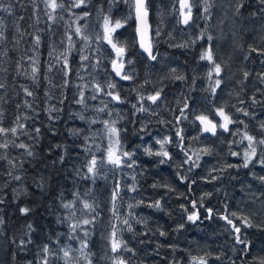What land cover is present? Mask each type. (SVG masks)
Masks as SVG:
<instances>
[{
  "label": "trees",
  "instance_id": "obj_1",
  "mask_svg": "<svg viewBox=\"0 0 264 264\" xmlns=\"http://www.w3.org/2000/svg\"><path fill=\"white\" fill-rule=\"evenodd\" d=\"M0 2L5 6L12 5L11 14L0 11L6 37L0 41V83L4 84V87L0 88V112L3 113L0 126L5 128L17 126L18 116L19 123L25 125L17 136L11 133L0 136V144L5 142L9 144L6 149L0 148V157H7L0 159V200L4 201L0 204V209H3L0 215H3L5 220V224L0 226V264H41L42 248L45 244L52 253L49 256V264H64L61 259L63 255L61 249L77 248L75 239L71 238L73 235L80 236L83 240L87 239L89 244L87 251L92 254V264H111V254L112 257L115 254L110 252L106 237L111 231V224L116 223L119 227H124L119 225L111 214V193L117 182L120 183L122 196V200L117 201L120 215L127 216L129 211L134 214V217L129 219L135 234L126 230L121 233V238L133 251L117 253V256H123L128 264H190L191 256H204L206 253H211L210 257H206L208 264L210 262L259 264L260 259L264 258V227H242L244 238L249 242L248 249L244 250L243 245L235 243L230 226L220 218L232 212H236L238 216H246L232 208L231 194L227 193L226 186L230 178H232L231 186L235 187L240 179L249 177L250 168L247 171H234L231 168L226 171L225 177L213 180L212 175L203 176L200 165L194 167L192 161L185 163V152L181 150V144L176 146L177 153L172 150V158L163 164L159 159L144 153V141L146 142L148 138L149 130H169L176 134L178 129H182L185 136L187 120L193 116L206 114L194 99L197 96L209 97V94L198 92L197 83L194 80L190 82V74H180L171 61L158 60V58L149 61L142 55L138 49L133 21L116 32V38L128 46L127 59L132 60L133 63L128 65L126 70L132 71L133 79L118 80L110 69L108 71L124 101L115 105H119L118 111L122 116L120 123L122 145L127 151H135L136 166L133 168V176L136 180L134 182L128 176H115L111 172L103 173L101 168L100 175L93 183L92 180L82 178L87 173L86 163L93 154L98 161L101 160L105 147L102 139L98 140V144H94L91 138L94 131L99 133L96 126L94 124L89 126L79 116L84 115L87 119H92L99 114L95 109L102 106L101 101L109 105L111 99L104 93L97 94L98 99L91 101V108H81L80 112L74 110L77 100L74 84L78 81L74 77L77 66L80 65L77 59L83 44L79 45L72 29L67 28L70 31L68 34L72 35L76 43L69 52L72 72L67 77L68 85L62 87L65 77L58 71L61 65L53 68L51 72L48 71V66L49 63H53L49 56L52 52L53 36L64 30L62 26L66 19H62V24L49 21L42 0H0ZM110 2L111 0H91L90 6L105 10ZM233 2L235 8L239 0ZM242 2L244 7L241 8L240 14L237 15L235 12L232 18L240 17L247 20L243 21V25L251 29L245 33H250L252 41L264 45V13L260 11L262 6L258 0H242ZM174 4L176 8L177 3ZM115 5L116 13H120L125 7L123 2H117ZM170 7L169 0H150L149 3V21L153 33L159 26L161 39L168 44L176 41L174 29L171 30L164 23L158 24L157 15L166 14ZM20 17L23 19H19ZM17 26L23 36L16 31ZM169 33L171 36L168 35ZM36 35L41 37L38 50H34L33 44ZM17 40H19L18 44ZM153 41L157 42V38L153 37ZM229 42L226 40V46L219 55L223 56L225 63L240 66V59L236 60L238 57L236 48L230 46ZM157 50L154 48L155 55L158 53ZM168 52L176 53L182 60L186 59L180 52ZM109 54H111L109 58L115 56L113 52ZM28 57L38 60L39 72L35 81L30 75L33 65ZM221 62L225 64L223 60ZM263 62L264 55H259L257 52L253 64L257 67L258 73L261 71L259 65ZM172 69L176 71L172 72ZM240 71L237 68L234 71L228 70V74L231 75L228 86L231 91L239 90L240 93L242 92V98L248 99L246 109L251 119L255 113L252 107L259 109L263 106L264 109V89L259 95L261 87L253 86L249 79L244 80L240 77ZM162 75L167 78L164 83L159 82ZM177 75L183 76L184 79H174ZM149 83L159 85L162 89L161 98H164L162 108L154 117L137 112L132 107L134 104L139 107L138 92L143 94L146 90L153 91ZM22 86L32 91L33 95L27 96ZM241 86L243 90H240ZM253 87L258 88L256 94L251 93ZM178 96L190 100L189 105L192 106L193 112L187 119L181 118L180 122L177 121V117L184 103L173 101V98ZM253 97L257 103H253ZM187 111L189 109H185L186 116ZM104 115L101 114L100 117ZM35 128L40 129L39 135L34 131ZM77 130H83V133L79 136L73 135ZM252 131L257 139L264 137V133L259 131L258 127L254 126ZM85 136H89L87 144H85ZM225 140L221 133L215 138H204L200 145L192 146L183 141L182 147L188 150V155L190 148L197 151L200 146H206L220 153L223 146L225 147ZM13 142L15 145L23 143L27 149L16 147ZM97 146L100 151H97ZM86 148H91V152H86ZM28 150L33 152V156L27 155ZM257 151V159L264 157V146H258ZM9 160L13 163L9 164ZM254 163L256 161L251 167ZM77 171L80 175H77ZM180 173L187 174L185 181L178 178ZM17 175L21 176L20 180L13 179ZM38 183L43 187H38ZM133 184L137 188L135 192L128 190ZM153 185L157 186L153 187ZM16 186L22 187V194L15 193ZM86 192L89 194L85 195ZM73 193H79L81 196V202L77 203V219L90 218L79 210L82 209L83 200L96 205V211L99 213L95 224L82 226L76 234L70 233L69 221L64 219L67 212L61 206L62 201L68 202L74 199ZM138 201L143 203L131 210L128 208V204H136ZM155 201H160L159 209L148 206ZM193 201L196 202L200 215V220L195 223L187 220L188 214L195 211L192 208ZM22 207H28L31 211L26 216L21 215L19 209ZM209 208L213 210L211 219L206 218ZM230 218L237 224L240 223L236 217ZM137 219L141 222L136 223ZM28 224L34 229L30 232L32 243L21 248L19 240L28 239L25 236V233L29 232L26 227ZM181 224L184 225L182 229L179 228ZM85 230L89 232L87 237L84 236ZM161 232L165 235H160ZM64 237L69 238L72 246L64 241ZM52 238H57L59 244L52 241ZM13 239L15 243L12 242ZM217 256L220 258L216 259ZM74 257L76 262L71 264H87L81 255L78 258Z\"/></svg>",
  "mask_w": 264,
  "mask_h": 264
},
{
  "label": "snow or ice",
  "instance_id": "obj_2",
  "mask_svg": "<svg viewBox=\"0 0 264 264\" xmlns=\"http://www.w3.org/2000/svg\"><path fill=\"white\" fill-rule=\"evenodd\" d=\"M42 2L45 5V15L47 16L49 21L55 22L56 12L58 9H65L68 11H71V9H78L81 7L86 6L87 0H70V3L68 4L67 8L65 5L64 0H42ZM117 2H123L129 5L130 7V14L127 17H124L122 19H113L111 15H105L103 17V24H102V33H97L95 36L96 41L98 42V46L95 49L97 53H100L99 56H96V63L90 64V67L92 69V72H89V75H92L93 73H97V69L101 67V59L103 57V52L101 50L100 45L105 43L109 45L112 49V52L115 54V57L110 59V65L112 72L115 74L116 77H119L121 80L129 81L133 79V76L130 72L125 71L126 65H131L133 62L130 59H127V51L128 46L125 43H121L116 38V32L118 29L123 28L125 24L127 23V20L130 18H133L137 23L136 27V33L139 36V45L140 48L143 50L144 53L147 54V57L150 60L155 61L157 59V56L154 54L153 51V30L152 26L149 23V3L150 0H111V3L115 5ZM179 3V9L178 14L180 19L177 21L180 24H183L185 26H188L193 21V10L194 8H200L202 5V18L205 20H208L211 18V8L213 7V4L210 2V0H178ZM258 3L262 6L260 8V11L264 13V0H258ZM244 7V4L242 0H239V2L236 4L235 12L237 15L240 14L241 8ZM50 10V11H49ZM0 11L6 12L11 14L12 13V5L8 4L5 6L2 2H0ZM75 15V13H73ZM89 15L88 12H84L82 16H76V20L85 19ZM62 18V17H61ZM19 19H23V17H20ZM4 21L0 19V41L4 40L5 34L3 31ZM71 27V26H70ZM85 26L76 25L73 30V34L77 37H79V40L83 42V47L80 49L81 55H80V66L81 69H85L87 66L85 65V61L90 60V56L83 54L86 50L91 49L92 47V37L90 35L85 34L84 28ZM16 31L20 34V36H23V33L20 32L19 27H16ZM156 37H159L161 34V28L158 26L155 29L154 32ZM68 41V48L65 50L64 53H61L59 56L55 57L56 63H61V57L62 59V65L58 69V71L63 73L64 84L62 87H67L68 85V79L67 77L72 72V67L69 63L68 53L73 50L75 47V41L72 39V35L65 34ZM171 36V33L168 34ZM206 36L208 43V46L204 48L201 51L200 54V60H206L212 67L210 71L208 72V77L211 80L213 77V74H215L216 77H219L222 72V67L220 63H217L214 58L213 48H212V40L213 37L211 35H206L205 32H201L199 39H204ZM17 44L19 43V40L16 41ZM191 43H195V41H192ZM34 50H38L40 44H41V37L39 35H36L34 37ZM172 47H187L188 44H173ZM251 48V46H250ZM55 50L53 49V52ZM251 51L258 52L259 55H264V50H257L256 48H251ZM53 52L49 53V56L53 55ZM111 55V54H109ZM247 58V57H246ZM28 59L32 62V70H31V78L35 81L37 79V73L39 72L38 60H36L33 57H28ZM18 68L20 67L19 61L17 62ZM56 67V64L49 63L48 71L51 72L53 68ZM175 69H172V72H175ZM20 74L19 72L17 73ZM78 77L83 80V76H80V73L77 72ZM245 79L250 75L249 72L245 71L243 73ZM258 76L261 78V80H264V73H258ZM174 79L177 80H183V76H175ZM222 83V80L217 78L214 80L213 86H211V92L215 94L216 89L220 87ZM92 86L94 88L95 93H104L106 96L111 98V101H115L117 103H123V99L120 96L119 91H117V84L113 83L111 80H108L105 83H100L96 76H93ZM4 84L0 83V88H3ZM89 84L84 85H77V88L84 89L88 88ZM23 91L27 96H32L33 92L30 91L28 88L23 87ZM161 94L162 89H158L154 92V94L144 95L140 92H138V104L132 105L133 109L137 112L145 113L150 111V106H145V101L150 102L152 105L157 104L158 101L161 100ZM98 97L96 94H93L90 96V99L96 100ZM27 104V101H25ZM63 103V101H61ZM76 103L81 104L85 108H87V105L85 104V93L83 90L79 91V98L76 100ZM243 103V101H241ZM253 103H257L255 100V97H253ZM102 107H97L95 111L97 113H104L105 111H108L109 116L112 115L111 110H109L108 104L101 101ZM30 106V105H29ZM19 107V105L17 106ZM189 108V104L187 102L184 103V107L179 110V117H177V121L181 118L187 119V116L185 115V109ZM238 112H241L243 115L248 116L249 113L241 108H237ZM154 114V113H153ZM215 115L220 117V122H215L213 119H210L208 115L200 114L196 116V120L199 121L200 126L202 127V131L205 133H211L213 136L216 135L217 129H222L224 132L230 131L229 126L233 123H236L229 115L225 112L223 107L216 108L215 109ZM3 113L0 112V120H2ZM79 118L81 120L86 121V123L91 126L92 124L96 123H102L104 125V133L107 136V139L109 141L108 146L103 150V158L98 161L96 155H92L91 159L87 161L86 168L87 173L82 177L83 179L92 180L93 183H95L96 178L100 175V169L102 168L103 164L106 162L108 165H111L112 168L110 170H119L122 168H129L133 169L136 166V160L134 159L135 151H127L122 150L123 145L121 142V129L116 127L117 121L116 120H103L98 121L97 119H87L84 115H80ZM20 117L18 116L16 118L17 126L11 127V128H5L3 126H0V136H7L9 133L13 136H17L19 131H22L25 128V125L22 123H19ZM163 123V121H161ZM239 123H243V121H240ZM247 125H245V128ZM260 129L262 132H264V123L260 125ZM34 131L39 135L40 129L35 128ZM83 133V130H77L73 132V135L79 136ZM234 135L238 134L240 135L241 139L239 143H244V141H247V145L243 151V153L240 152H231L232 156H242L243 163L241 165H234L229 164L227 165V168H249L250 165L253 164L254 161L258 162L262 167H264V157H258V146H264V137H261L257 139V137L249 134L247 131H244L243 133H240L239 130H236V132L233 133ZM176 136L181 141V150L185 152V163H188L189 161H192V166L198 167L199 164L197 161L200 159V154L203 153L205 155L210 154V149L205 147L200 150V152L195 153L196 160H192V156L188 155L187 150H185L182 147L184 135L183 130L178 129L176 132ZM85 144H87L89 140V136H85ZM156 143L160 146L158 151H153L150 147L145 148L144 152L149 156H159L163 157L164 159L160 160V163H166L167 160L171 159L169 152L166 149V145L172 143L171 139L168 137H165L163 139H157ZM14 144V142H13ZM19 148H25L27 149V146L23 143L19 145H15ZM9 144L7 142L0 144V148H8ZM86 152H91V148H86ZM97 151H100L99 146H97ZM28 156H33V152L31 150L27 151ZM0 159H7V157H0ZM61 161H63V157H61ZM9 164H12L13 162L11 160L8 161ZM15 166V165H13ZM191 170V168L189 169ZM225 169H221V171H224ZM11 176V173H9ZM77 175H80L79 171H77ZM13 179L20 180L21 176L17 175L14 176ZM213 179H218V177H213ZM258 179L261 181L262 184H264V176H259ZM132 180L135 182L136 177L133 176ZM38 187H43L42 184L38 183ZM157 185H153V187H156ZM128 190L135 192L137 191V188L135 184H133ZM89 193L86 192L85 195H88ZM74 199L68 202L61 203L62 208L67 212V216L64 217L65 220L69 221V231L72 234H76L77 230L82 228L84 225H91L95 224L96 217L99 215V213L96 211L97 206L91 203H88L87 200L82 201V209H79L80 211L84 212L89 216L90 218H84V219H77L76 213L78 211L77 209V203L81 202V196L79 193H73ZM203 199V198H202ZM118 200H122L121 196V186L120 183L117 182L115 186L113 187L112 193H111V214L112 218L119 222V225H122L124 227H119L118 224L113 223L111 224V231L106 237L108 240L109 246H110V252L111 253H120V252H132L133 249L128 246V243L121 238V233L123 231H127L130 233H134V228L132 226V222L130 221L129 217H134V214L129 211L127 216H121L120 215V206L117 203ZM4 201L0 200V204H3ZM143 201H138L136 204H128V208L131 210L134 207L139 206V204H142ZM149 207H155L160 208V201H155L153 204L148 205ZM183 207V206H182ZM201 207H203V204L201 203ZM192 208L195 210L188 214L187 220L190 222H197L200 220L199 211L197 210V204L195 201L192 202ZM21 215H27L31 209L28 207H22L19 209ZM3 212V209H0V213ZM212 212L213 210L211 208L207 209L208 216L206 218L211 219L212 218ZM230 217H236L237 220L240 221L239 224L234 222V220ZM221 219L226 221V224L230 226L231 234L234 237V241L236 244L243 245L244 250H247L249 247V242L244 238V235L242 233V227L243 228H250V227H262L261 225H253L249 217L243 216V215H237L236 212H232L229 215H223L220 217ZM136 223H140V220H136ZM5 224V220L3 215H0V226H3ZM27 229L29 230L28 233H25V236L28 237V239L21 238L19 240V246L21 248L26 247L27 244L32 243L30 232L34 231L31 224H28ZM184 225H179V228H183ZM89 235V232L87 230L84 231V236L87 237ZM160 235H165V233L161 232ZM71 238L75 239V235H73ZM15 243V239L12 241ZM89 247L87 239H84L81 241L80 248L78 251L80 252L81 256L84 258V260L87 262V264H92L91 260V253L87 251ZM63 255L61 259H63L64 264H71L72 259V252L73 249L71 248H62L61 249ZM42 262L41 264H49V256L52 254L49 246L47 244L44 245L42 248ZM211 253H206L204 256H191L190 258V264H208V259L206 257H210ZM216 259H219L220 257H215ZM111 264H128V261L123 256H113L110 258ZM259 264H264V258H261L259 261Z\"/></svg>",
  "mask_w": 264,
  "mask_h": 264
},
{
  "label": "rangeland",
  "instance_id": "obj_3",
  "mask_svg": "<svg viewBox=\"0 0 264 264\" xmlns=\"http://www.w3.org/2000/svg\"><path fill=\"white\" fill-rule=\"evenodd\" d=\"M169 1L171 3V7L166 12V14L161 13L162 15H160L158 13L157 16L159 19H157V22L158 24L164 23L166 26H169L168 28L172 26L175 32L176 41H174L172 44L164 43L161 39V36L156 37L155 34L153 33V37L157 38V42L153 41L154 48L158 49V44L159 46L161 45L162 47H165V50H159V49L157 50L158 51L157 54H159L157 57L158 60L161 59V60L171 61L172 63L175 64L180 74L183 73L190 74L191 76L190 82L194 80L197 83V90L199 93L209 94V97L197 96L194 99V101H196L198 105L201 106V108L206 111L205 115H208L209 118L213 119L215 122H220V117L215 115V109L223 107L225 112L231 115L232 119L236 121V123H233L232 125L229 126L230 131L226 132V134L224 135V140L226 138L225 140L226 143L224 142L225 147L223 146V150L220 153L211 150L210 154L207 155L201 153L200 159L197 161V163L200 165V169L202 170L204 177L206 175L208 176L212 175L211 176L212 179L213 177L222 178L226 176L225 175L226 171L228 169H231V168H227V165L229 164L241 165L243 163L242 156H232L231 152L235 151V152L243 153L247 145V141H244V143H239L241 139L240 135L238 134L234 135L233 133L236 132V130H239L240 133L247 131L249 134L255 136V133H253L252 128L256 126V128L258 127L259 131H261L260 125L264 123L263 106L259 109L252 107V110H255V113H253L251 119L249 115L243 116L241 112L237 111V108H241L247 111L245 102L241 103L243 99L242 92L240 93L239 90L231 91L230 87L228 86L231 80V75L228 74V66H225L228 64L225 63L223 56H221L224 47L223 23L229 21L228 23L230 24L228 25L229 26L232 25L233 22L229 20V18H232L235 15V11H234L235 3L233 2V0H210V2L213 4V7L211 8V18L208 20L202 18V5L200 8H194L195 15L193 14V16L194 17L197 16L196 18L198 20L194 22V27L196 28V30H193L177 22L180 19L178 14V9H179L178 0H169ZM64 2L67 8L68 4L70 3V0H64ZM90 2L91 0H87L86 6L78 9H71V11L65 9L57 10L55 14L57 17L56 22H60V24H62V19L65 18L66 20H64V24L62 26L64 30L55 33L51 43V50L52 52L53 49L55 51L53 52V55L50 57V59H52L53 64H56L57 67H60V65H62L63 58L61 57V63L57 64L55 57L59 56L61 53H64L65 50L68 48V41H67V37H65L66 36L65 34L66 33L68 34L70 31L67 28H70L73 31L74 27L77 24L82 27L87 25V27L84 28V32L85 34L90 35L93 38L91 41L92 43L91 49H88L83 53L90 56V60L84 62L87 67L85 69H81L80 65L77 66L76 75L74 77L75 80H78L74 84V87L76 88L75 92L77 95V99L79 98V91L83 90L85 93V104L87 105V108H85L81 104L75 103V106L73 108L74 110H77L79 112L81 108H85V109L91 108L92 106L91 101H93L92 99H90L91 95L102 94V93L94 92V88L92 86L93 76H96V79L102 84L107 82L108 80H111L113 82L112 77L110 76L108 71L109 69L111 71V65L109 61L112 58H109V52H112V49L109 45L106 44V42L100 45L104 58L101 59V67L97 69V73H99V75H97L96 73L89 75V72H92L90 64L96 63V56L100 55V53H97L95 51V49L98 46V42L96 41L95 36L97 33H102L103 17L105 15H111L113 19H122L124 17L129 16L130 14V7L126 3H124L125 5L124 9L120 13H116L115 9L117 6L113 5L111 2L109 7L105 10L98 7L91 8ZM174 3H177L176 8ZM84 12H88L89 15L85 19L76 20V16H82ZM73 13H75V15H73ZM130 21H133V18L128 19L127 23H129ZM182 26H185V28H182ZM202 31L205 32L206 35H211L213 37L211 44L213 48L214 58L217 63L221 64L222 67V72L220 76L216 77L215 74H213L211 80L208 77V72L210 71L212 66L206 60H200L201 51L204 48H206L209 43L206 39V36L204 39H199L200 33ZM77 41L79 42V45L83 44V42L79 40V37H77ZM192 41H195V43H191ZM173 44L176 45L188 44V46L172 47L171 45ZM168 51L180 52L186 59L182 60L181 57L176 53L175 54L169 53ZM220 52L221 54L219 55ZM114 57L115 56H113V58ZM68 58H69V53H68ZM221 60H223L225 64H223ZM77 61H80V56L78 57ZM127 66L128 65H126V67ZM126 71L130 73L132 72L129 69ZM77 72L80 73V76H83L84 78L83 80H81L78 77ZM217 78L221 79L222 83L220 87L216 89L215 94H213L210 89L211 86H213L214 84V80ZM117 79L121 80L119 78ZM166 79L167 78L162 75L159 79V82L164 83ZM84 84H89V87L84 89L77 88V85L82 86ZM149 85L151 86L153 91L146 90L143 93L145 96L149 94H154L156 90L161 89L159 85H156L154 83H149ZM243 89L244 88L241 86L240 90ZM255 90L256 89L253 87L251 93L255 94ZM166 99H168V97ZM144 103L146 107L150 106V111L145 112L144 114L146 116L154 117L157 116L158 111L162 108L164 104V98H161V100L154 105H152L148 101H145ZM115 104L118 103L115 101H111V103L108 105L109 110H111L112 112L111 116H109L108 111H105L104 113H99L98 115L93 116V118L97 119L98 121L116 120L117 121L116 127L121 129L120 123L122 116L118 111L119 105L116 106ZM101 114H105V115L103 117H100ZM195 118L196 117L193 116L187 120V123L185 124L187 125V127L185 128L186 131L183 140L187 144L192 146L200 145L204 141V138L206 137L210 138L211 135V134L210 135L201 134L199 132L196 133L197 120ZM240 121H243V123H239ZM158 122L160 121H157V123ZM94 125L96 126V129L99 131V133L97 131H94V133L91 134V138L94 144H98V140L102 139L103 141L102 144L106 148L108 146L109 141L107 139L106 134L104 133V125L99 122ZM245 125H247L246 128ZM174 132H176V130H174ZM120 137H121V133H120ZM165 137L170 138L172 141V143L166 145L165 147L167 151L170 153V156H173L172 150H175L177 153L176 146L180 145L181 141L179 140V138L176 136L175 133L173 134L169 130L168 131H161V130L159 131L158 129L149 130L148 138L146 139V142L144 141L145 145L143 148L145 149L150 147L153 151H158L160 146L156 143V140L163 139ZM213 137L215 138L217 136H213ZM205 147L206 146H200L197 148V151H194L193 149L190 148L189 155L192 156V160L193 159L196 160L195 153L200 152V150ZM122 150H126L124 145ZM111 168L112 166L108 165L105 162L102 166L103 173L109 174L111 172L115 176L118 175H120L121 177L128 176L132 180L133 169L132 172L130 173L128 171V168L126 167L119 170H110ZM249 168H250V170L248 171L249 177L240 179L235 187L231 186L232 178L228 180V185L226 186V188H227V193L231 194L230 205H232V208L236 209L237 212H239L240 214H244L248 216L251 222L253 223V225H261L262 227H264V184H262L261 181L258 179L259 176H264V167H262L258 162H256L254 163L253 167H251L250 165ZM249 168L239 167L232 169L234 171L237 170L247 171V169ZM221 169H225V170L221 171ZM186 176L187 174L184 175V173H180L178 175V178L181 181H185ZM213 180H217V179H213ZM22 192H23L22 187L16 186L15 193L22 194ZM82 240H83L82 237L75 236V244L77 245V248L73 247L74 254L72 255L71 263L76 262L75 260L76 257L74 256H77L78 258L81 255L78 249L80 248V244ZM52 241L59 244L57 238H52ZM64 241L72 246V242H70L69 238L64 237ZM115 256H117V253H115ZM209 264H213V263L210 262Z\"/></svg>",
  "mask_w": 264,
  "mask_h": 264
},
{
  "label": "flooded vegetation",
  "instance_id": "obj_4",
  "mask_svg": "<svg viewBox=\"0 0 264 264\" xmlns=\"http://www.w3.org/2000/svg\"><path fill=\"white\" fill-rule=\"evenodd\" d=\"M193 14L195 15L194 10H193ZM196 17L193 18V21L187 27H189L193 30H196V28L194 27V22L198 20ZM229 20H231L233 22L231 26L228 25V24H230V23H228L229 21L226 23H223V34H224V39H223L224 40V44H223L224 47H223V49L226 46L225 45L226 40H229L230 46H232L233 48H236V51L238 53V57H236V60L239 58L241 63H240V66L230 65V64L225 65V66H228V70H230V71L231 70L234 71V69H236V68L240 69L241 70L240 71V73H241L240 77H243L244 80H246V79H245L243 73L245 71L249 72L250 75L247 77V79H249L251 81L253 86L259 85L261 87L260 93H259V95H261V93L264 89V80H261V78L258 76V69L253 64V58L257 52L251 51V48H256L257 50H264V45L259 44L258 42L252 41L250 33L249 32L245 33V31H248L251 29V27H246L245 25H243V21H247V20L242 19L240 17L229 18ZM182 28H185V26H182ZM170 29L173 30V27L170 26ZM233 31H234V33H233ZM226 37H228L229 39H226ZM250 46H251V48H250ZM158 49L159 50H165V47H162L160 45V46H158ZM158 55L159 54L156 53L157 57H158ZM259 67L261 69L260 73H263L264 62L262 64H260ZM255 89H256L255 90V94H256L258 88L256 87ZM173 101L176 103H182V104L185 102H188V104H190V100L188 98H185V97H174ZM242 101L245 102V104H246L248 102V99L243 98ZM187 109H189V111H187L186 114L188 116H190L193 113L192 112V106L189 105V108H187ZM197 132H199L201 134H207V135L211 134V133L203 132L202 127L198 123L196 124V133ZM221 133L223 134V136L226 134V132H224L222 129L218 128L215 136H219ZM211 135H210V138H214L213 135L212 136ZM153 157L156 159H159V160L162 159L161 157L155 156V155ZM128 171L131 173L132 169L128 168Z\"/></svg>",
  "mask_w": 264,
  "mask_h": 264
},
{
  "label": "water",
  "instance_id": "obj_5",
  "mask_svg": "<svg viewBox=\"0 0 264 264\" xmlns=\"http://www.w3.org/2000/svg\"><path fill=\"white\" fill-rule=\"evenodd\" d=\"M133 22H134L135 37H136V40H137L138 49H139V51H140V53H141L142 55H144L149 61H152V60H150V59L147 57V54L144 53L143 50L140 48V45H139V36H138L137 33H136L137 23H136V21H135V19H134V14H133ZM149 23H150V21H149ZM152 30H153V29H152ZM153 51H154V47H153ZM125 71H126V69H125ZM111 72H112V69H111ZM112 73H113V72H112ZM113 75L115 76L114 73H113ZM115 77H116V76H115ZM116 78H119V77H116ZM119 79H120V78H119ZM197 123L199 124V121H197ZM199 125H200V124H199Z\"/></svg>",
  "mask_w": 264,
  "mask_h": 264
},
{
  "label": "bare ground",
  "instance_id": "obj_6",
  "mask_svg": "<svg viewBox=\"0 0 264 264\" xmlns=\"http://www.w3.org/2000/svg\"><path fill=\"white\" fill-rule=\"evenodd\" d=\"M54 60V59H53ZM47 74V73H46ZM72 166V165H71ZM102 261V260H101ZM100 262V261H99Z\"/></svg>",
  "mask_w": 264,
  "mask_h": 264
}]
</instances>
